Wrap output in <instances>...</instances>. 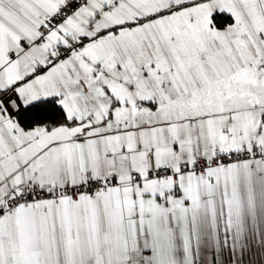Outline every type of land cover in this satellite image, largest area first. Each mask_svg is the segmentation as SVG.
<instances>
[{
    "label": "snow or ice",
    "instance_id": "1",
    "mask_svg": "<svg viewBox=\"0 0 264 264\" xmlns=\"http://www.w3.org/2000/svg\"><path fill=\"white\" fill-rule=\"evenodd\" d=\"M0 264H264V0H0Z\"/></svg>",
    "mask_w": 264,
    "mask_h": 264
}]
</instances>
